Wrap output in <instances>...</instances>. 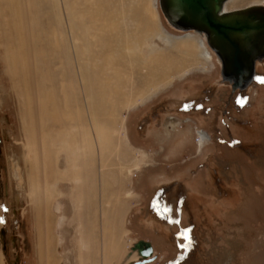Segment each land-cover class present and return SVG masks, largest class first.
<instances>
[{
  "label": "rangeland",
  "instance_id": "obj_1",
  "mask_svg": "<svg viewBox=\"0 0 264 264\" xmlns=\"http://www.w3.org/2000/svg\"><path fill=\"white\" fill-rule=\"evenodd\" d=\"M232 1L225 4V10L264 4V0ZM66 2L61 0L58 3L61 23L68 27L72 20L75 26L72 34L79 50L95 49L97 39L91 33L92 26L85 29L90 22H113L118 16L117 19L122 18V23H126L127 31H130L136 22L127 15L143 3L154 14L157 32L171 38L190 33L193 41L202 39L205 45L198 34L183 33L171 27L158 8V0ZM98 8L102 10L98 11ZM74 20L77 24L73 23ZM2 30L0 21V228L4 227L5 242L9 245L6 249L0 247V264L17 261L20 264H130L138 259L131 247L139 237L153 242L159 260H173L186 252L185 258L188 259L181 264H264V60L257 63L256 79L251 87L240 93L227 118L219 117V120L216 114L209 113L204 119L193 120L187 116L189 114L172 112L164 116L160 127H156L151 118V103L165 95L203 98L212 87L217 89L213 101L216 104L223 102L229 86L221 78V65L216 55L211 53L210 59L203 60L199 53L182 54L158 34L145 38L139 34L140 40L134 51L140 58L136 69L129 65V57L116 59L111 64L110 57L102 62L98 54L94 59L89 55L86 60L90 67L87 70V90L90 93L87 107L82 105V97H74V93H70L73 97L70 102L74 99L70 106L74 105L71 110L75 118L72 123L59 121L61 124L53 125L61 132L66 126L72 129L75 153L69 150L72 149L68 143L69 136L63 132L60 135L51 132L52 138L46 143L43 158L46 169L40 166L31 175L35 180L33 187L29 182V160L35 163L38 152L28 141L27 133L31 129L34 107L28 108V114L25 112V94L21 91L25 79L12 78L7 69ZM124 31L121 37L129 38L130 32L125 34ZM65 32L69 40L66 28ZM130 38L133 40L132 36ZM129 39L127 45L130 41L135 45V39L134 42ZM71 42L72 39L69 40ZM65 46L70 48L68 44ZM114 47L113 44L110 48L113 50ZM104 48L107 47L101 49ZM111 49L105 52L109 53ZM33 50L29 54L31 67L37 66ZM69 54L72 52L69 51L68 59L63 56L64 78L69 79L68 83L76 91L81 86L78 62ZM154 57L161 61L152 71L145 63ZM40 58L43 62L45 56ZM47 60L48 57L43 63L46 76L50 74L47 69H51ZM162 62L165 67H161ZM122 63L128 65L123 66ZM116 68L118 74L115 73ZM111 69L114 72H111L112 76L108 73ZM39 71L37 69L30 79L33 85L29 95L31 99L48 89V84L44 87L41 81L35 83L40 79ZM59 80L56 78L54 82L56 88ZM99 80L105 86L103 93L97 88ZM58 108L62 115L64 104L59 103ZM75 109L79 112L76 115ZM143 119H147L146 128L137 131L136 122ZM45 124V130L52 129L50 123ZM215 124L219 129V133H215L216 138ZM197 130L209 135L201 147L196 145ZM201 160L204 164H197ZM196 170L201 173L193 176ZM213 177L221 183L217 188L212 184ZM167 186L171 193L177 191L179 203L159 206L158 200L156 204L153 202L150 220L146 215L148 197L152 191L160 193ZM3 202L4 208L1 207ZM183 211L187 216L182 214ZM17 221L19 227L16 226ZM186 227L196 231L194 239L198 240L197 244L193 241L186 243L193 237L192 232L182 236L186 234ZM41 228L43 240H40ZM156 230L158 233L154 232ZM10 236L17 245L10 244ZM3 240L0 241L2 244ZM151 264H158V261Z\"/></svg>",
  "mask_w": 264,
  "mask_h": 264
},
{
  "label": "bare ground",
  "instance_id": "obj_2",
  "mask_svg": "<svg viewBox=\"0 0 264 264\" xmlns=\"http://www.w3.org/2000/svg\"><path fill=\"white\" fill-rule=\"evenodd\" d=\"M60 1L61 0H0V21L2 23V29H3L2 30V34H3L2 35L3 36L2 39H4V42H6V45H5L4 51H3V54H4L3 57L5 59H7L5 61V63H6V66H7V69L9 71V73H11L13 75L12 78H14V77L17 78L18 77L19 79H21L22 77H24V79H25L24 84H21L22 85L21 86V91H23V94H25L24 95V97H25L24 108L27 109V111L25 110V112H27V114H28L30 112V111L28 112V108L34 107V113L32 112L33 118H32L31 129L27 133V135L29 136V140L28 141H31V144L35 145V147L37 148L36 151L38 152V155L36 156L37 160H36L35 163L32 161V159L29 160V182L31 183V185L33 187H34V184H35V180L32 179L31 175L34 172L36 173V169H39L40 166H42L43 169H46V167L45 168L43 167V162H44L43 158H44V154L46 153L45 152V147L47 145L46 143L48 141H50L51 138H52L51 137V132H54L57 135H60L63 132V134L66 135V137L69 136L70 139H69L68 143L72 147V149H69V150H71L72 154L75 153L74 149H76V148L73 149V146L75 145L73 139H75V137L73 135L72 129L70 127L66 126V127H64V130L61 132V130L57 131L54 126H56V124L58 125V123H60V122H64V124L66 122L67 123H72L73 119L75 118V116H73V112H72V110H73L72 106H74V105L70 106L71 102L74 99L70 102V100L73 98L70 95V93L72 95L74 93V97H75V95H76V97H78V96L82 97V100H83V104L82 105H84V107H87V103L89 102L88 100L90 99L88 94L90 95V93H88V90H87L89 88V80H88L89 77H88V73H87V70H88L89 66L87 65L88 61L86 62V60L89 59L90 56H91V58L94 59V57L97 56L96 54H98V56H99L98 58L102 62L103 61L106 62V59L107 58L109 59V57H110V60H112L111 61V64H112V62H114V60H116V59H120L121 60V58L123 59V57H129V59L131 60L129 65H131L132 68L135 66L134 69H136V67L139 65L138 61H140V58H137V55L134 54V51H136L135 47L138 46V43H139L138 40H140V39H138V38H140L139 34L141 35L142 38L143 37L144 38L145 37H149V36L153 37V36H156L157 34L158 35H162L161 33L157 32L158 23L155 20L154 14L152 13V11L149 12V8L145 5V3H143V4L138 5V8L137 7H135V9L133 8L130 11V13L127 15V18H129V19L131 18L133 21L136 22V23H134L135 27L133 26L134 27L133 29H131L132 26L130 27V29H131L130 31H127L128 29L126 27V23H124V22L122 23V21H124V20H122V18H121L122 21L120 20V18H118L119 19V21H118L117 14H116V16H117L116 20L117 21L113 20V22H111L109 20L110 22H108V23H105L104 21L101 22L102 20L95 21V22H93L91 20L92 22H90V18H91L90 17L89 20H88L90 22V24H88L85 29H87V28L90 29V27L92 26L91 29H90L91 33L95 36V39H97V40H95L96 41V43H95L96 45L94 47L95 49L88 50V51L86 50L87 48L83 49V50H79L78 47L76 46L77 44L75 43L76 40L74 41L75 37L72 34L73 28L75 27V26L73 27L72 20H71V22L70 21L68 22V27L67 26L64 27L63 24L61 23L62 21L60 19V13H59V8H58V3ZM75 1H77V0H75ZM65 2H66V0H65ZM67 2H66V4H67ZM85 2H86V0H85ZM85 2H81V4L85 3ZM228 2H229V0L225 1V3L222 6V10H221V13H223L225 15H223V14L222 15H220V14L217 15L218 18L222 19L221 24H219L217 22V24H219V26L223 25L222 23H224V24L226 23L227 24V22L231 23V24H228L230 26L237 25L236 22L233 23V22L224 20L223 18H227L226 17L227 15L240 16V14H242L243 18H241V20L245 21L246 23H248L250 25H253V22L255 23L257 20L258 21L262 20V16H260V15H262L261 13H263V12H261L262 11V7H261V5H259V3L258 4L257 3L256 4H250V5L242 8V9H232V10H228L227 11V10H225V4L228 3ZM232 2H236V1L234 0ZM99 3H101V1ZM74 4H75V2H74ZM109 4H110V2H109ZM135 4L136 3H134V5ZM233 4H235V3H233ZM76 5L77 4H75V6ZM93 5H95V4H93ZM254 5H259L260 7H254ZM78 6H80V5H78ZM81 6L84 7V5H81ZM108 6L109 5L107 4V7ZM83 7H80V8H83ZM118 7H120V6H118ZM121 7H122V5H121ZM57 8H58V11H57ZM115 8H116V6H115ZM129 8L127 7V9H129ZM110 9H111V7H110ZM118 9H116L117 12H119ZM99 10L101 11L102 9L98 8V11ZM105 10H106V8H105ZM84 11L85 10H83V12ZM95 11H97V10H95ZM69 12L67 13L68 15H69ZM79 12L81 14V11H79ZM126 12H127V10H126ZM111 13H114V12L111 11ZM115 13H116V11H115ZM103 14L105 15V13H103ZM120 14H121V12H120ZM82 15H85V14H82ZM90 15L91 14H89L88 16H90ZM73 16H75V15H73ZM120 16H123V15L121 14ZM63 17H64V15H63ZM113 17H115V16H113ZM124 17H125V14H124ZM69 18H70V16H69ZM81 18L83 19L82 16H81ZM95 18H94V20H95ZM106 18H107V16H106ZM70 19H72V17ZM109 19L112 20L114 18H109ZM232 20H235V19H232ZM75 21L76 20H74L73 23L77 24V22H75ZM237 21H239V20H237ZM65 24H67V23H65ZM127 24H129V23H127ZM93 27H94V29H93ZM257 27L258 26H256V29L253 28V31H255V32H253V36L250 37V38L243 37V36H247L250 32H247V35H242L245 32H240V30L237 29L238 31L232 32V33L229 34L230 36L233 37L232 38L233 40H229V39H227V37H225V39L223 40L226 43V45L228 46V48H224L225 53H227V54L224 55V59H228V62L224 61L226 63L225 66H227V65L229 66L228 69L225 70L226 76L231 77L232 79L238 78V81H237L236 84H238L239 86H241V84H243V80L244 79L242 77L245 74H248V72H251V63L253 61V58H252L251 63H249V64L248 63H246V64L244 63V65H242L239 70L237 69L238 68L237 63L242 62L241 61L242 57H243L242 49H244V47H246V46L248 48V47H250V45H251V48H253L255 45H258V44L260 45L261 42L264 41V26H263V28L262 27H258L257 28ZM65 28L68 30V35H69L70 39H72L71 43H69L70 39L69 40L67 39V34L65 32ZM218 28H220V27H218ZM251 29L252 28H250L249 31ZM122 31H124L125 34H126V32H130L133 40L135 39V41H136L135 45L132 44L131 41H130V39H131L130 37L131 36L129 37L130 39L129 38L125 39V36L121 37ZM76 32L78 33L77 30H76ZM82 32H83V30H82ZM187 32H194V33L198 34L201 38H203L204 41H205V45L209 49L210 52L205 47L202 39H200L198 41H193V39H191V37H190L191 34L187 33ZM183 33H187V34H184V35H182L181 37H178V38H171V37L165 36V35H162V36H163L164 40L169 42L170 45L174 49L178 50L182 54L190 56V55H194V54H198L199 53V54L202 55V57H204L203 60L210 59L211 58V55H210L211 53L215 54L213 48L207 43L205 35L201 34L200 32H197L195 30H187V31H184ZM90 36H92V35H90ZM79 39H81V38H79ZM87 39H88V36H87ZM128 39L130 41V45L129 46L127 45L128 44ZM81 40H83V39H81ZM65 42H66V44H68V46H70V48H68V47L66 48ZM141 43H143V42H141ZM235 43H236V45H235ZM113 44L115 45V47L112 50L110 47H112ZM90 45H91V43H90ZM103 46H106L107 47L106 49H111L112 51L109 50L110 51L109 53H108V51L105 52L106 51L105 48H104L105 50L101 49ZM126 48L129 49V52H126V50H127ZM32 49H34L35 52H36L35 57H36L37 66H34V67H31V64L29 62V60H30L29 59V57H30L29 54L32 52ZM34 50H33V52H34ZM69 51L72 52V54H69L70 57H71V55H72V58L74 56V58L77 60L76 62H78V64H77L78 65V69L77 70L79 72V82H80L81 86L79 88H76V91H75V89H73L74 86H71L69 84L70 83L69 79L67 78L65 80L66 72H65V67H64L65 65H63V59H64L63 56L66 55V58L68 59ZM260 51H261V47H258L257 48V53L254 56H258V54L260 55ZM261 53H262V51H261ZM44 56H45V58H43V62H41L40 61V59H41L40 57H44ZM46 56L48 57L47 61H49L50 65H51V67H50L51 69H47L49 71L48 73H50V74L47 73L48 74L47 76L45 75V72H43V63H44V61H46V58H47ZM55 59H56V62H54ZM150 59H151V62L150 61L146 62L145 65H146V67H149V69L155 70L156 69V65L159 66V63H160L159 61H161V60H160V58H156V57L150 58ZM95 61H96V59H95ZM126 61H128V58H127ZM257 61L258 60H256V63L254 65V70H256ZM72 62H73V60H72ZM122 62H124V60ZM163 62H165V61H163ZM68 63H69V60H68ZM102 64H104V63H102ZM95 65H96V63H95ZM99 65H101V64H99ZM115 65H117V63ZM125 65H128V64L124 63L123 66H125ZM162 66L165 67V64L163 63V65H161V67ZM72 67H74V66H72ZM106 67L104 69L105 71H107ZM93 68L91 67V69H93ZM97 68L100 69L99 67H97ZM37 69L40 70L39 71L40 72V77H39L40 79H38V82H37V80L34 78L36 80L35 83H40L39 81H41L42 85L44 87H46L45 85L48 84V89L43 90V92L40 93L39 97L37 95V97L34 96L33 99H31L29 95L31 94L30 93L31 90H32L31 86H33V85L31 84V80L30 79L33 78V74L35 72H37ZM89 69H90V67H89ZM98 69H97V71H98ZM117 69L118 68H116L115 70H117ZM137 71L138 70H136V72ZM236 71H241V74L238 75V72H236ZM39 72H38V74H39ZM99 72H101V70ZM111 72H112V69L108 73L111 74ZM117 72H118V70L115 73H117ZM74 73L75 72H73V74ZM112 73H114V72H112ZM99 75H100V73H99ZM113 75H115V74H113ZM64 76H65V78H64ZM69 76L71 77V73H70ZM111 76H112V74H111ZM55 77L60 79L59 80V85H58L59 87L57 86V88H59V91L57 90V88H56V86L54 84V82L56 80ZM117 78H118V75H117ZM115 79H116V77H115ZM74 81H75V78H74ZM100 81L101 80H99V85L100 86L97 87V88L100 89V92L103 93L104 92L103 89H104L105 86L101 85L102 82H100ZM72 84H73V82H72ZM97 84H98V82H97ZM87 86H88V88H87ZM107 90H108V88H107ZM33 94H35V92H33ZM59 103L64 104V107H65L64 110L62 111L63 112L62 115H60V113H59V109H60V108H58V104ZM74 104H76V102ZM78 105H80V104H78ZM59 107H61V106H59ZM76 113H79V112H78V110L75 109L74 110V115H76ZM46 122L48 124L50 123L52 125V129H51V127L49 128V126H48L47 128H49V129L45 130L44 125H46L45 124ZM171 123L172 122H170V126L172 125ZM78 125H79V123H78ZM197 136H198V138H197V141H196V145L198 147L203 146L205 144V141L207 140V138H209V135L203 130H200V131L197 130ZM55 140H53V141H55ZM54 145H57V144L55 143ZM66 145L67 144H65V146ZM52 146H53V144H52ZM68 155H70V154H68ZM45 157H46V155H45ZM70 157H68V158H70ZM73 157H71V158H73ZM78 157H77V159H78ZM32 158H33V156H32ZM26 163H28V162H26ZM69 163L70 162H68V164ZM76 164H77V161H76ZM35 165H36V167H35ZM37 165H39V166H37ZM72 166H73V169H74L75 167H74L73 164L71 165V167ZM67 167H68V165H67ZM69 167H70V165H69ZM44 180L46 181V179H44ZM36 209H37V212H38L39 211L38 207H36ZM37 229H38V231H40V223L39 222H38V225H37ZM42 232H43V229L41 228L42 236L40 234V240H43V233ZM77 243L80 244L81 241H78ZM131 249L133 251L132 247H131Z\"/></svg>",
  "mask_w": 264,
  "mask_h": 264
},
{
  "label": "water",
  "instance_id": "obj_3",
  "mask_svg": "<svg viewBox=\"0 0 264 264\" xmlns=\"http://www.w3.org/2000/svg\"><path fill=\"white\" fill-rule=\"evenodd\" d=\"M225 1L226 0H158V6L165 18V21L171 27L180 31L195 30L205 35L207 43L213 48L215 55L220 62L221 78L223 82L236 84L238 78L232 79L231 77L226 76L225 73V70L228 69L229 66H225L226 63L224 61L228 62V59H224V55L227 54L225 53L224 48H228V46L223 40L225 39V37H227V39L229 40H233V37L229 34L238 31L237 29H239L240 32H245L242 35H247V32H250L247 36H243L245 38H250L253 36V32H255L253 31V28L256 29V26L263 28L264 4H259L262 7L261 12H263L261 13L262 15H260L262 16V20H257L255 23L253 22V25L242 21L241 18H243V16L242 14H240V16L227 15V18H223L224 20L233 23L236 22L237 25H232V27L228 25L231 23L227 22V24L222 23L223 25L219 26V24H221L222 22V19L218 18L217 15L223 14L221 13V10ZM259 5H254V7H260ZM237 20H239L240 22ZM217 22L219 24H217ZM250 28L252 29L249 31ZM262 42L260 45H255L253 48H251V45L248 48L247 46L244 47V49L241 48L243 57L241 60L242 62L237 63L238 70L242 65H244V63H251L253 58V61L251 63V72H248V74H245L242 77L244 80L243 84H241L240 86L241 92L251 87L258 75L257 67L256 70H254V65L256 63V60H258L257 63H261L264 60V41ZM258 47H261L262 53L260 51V55L258 54V56H254L257 53ZM236 72H238V75L241 74V71ZM142 244H146V246L142 247ZM132 248H137L138 254L141 258L147 257L152 252V245L150 244V242L143 239L136 241L133 244ZM134 264L138 263L135 261Z\"/></svg>",
  "mask_w": 264,
  "mask_h": 264
},
{
  "label": "flooded vegetation",
  "instance_id": "obj_4",
  "mask_svg": "<svg viewBox=\"0 0 264 264\" xmlns=\"http://www.w3.org/2000/svg\"><path fill=\"white\" fill-rule=\"evenodd\" d=\"M227 86H229L227 88V93H226L227 95L225 97L223 96V99H222L223 102L220 104H216L215 101H213V98H215L217 95V89L216 88L214 89L212 87L210 88L206 96H204L203 98H198L196 95L183 96L179 98L173 95H165L164 97H161L158 100H155L154 102L151 103V118H153V125L156 127H160L161 121L164 118V116L172 112L189 114L187 116L191 117L193 120L194 118L204 119V117L209 115V113L216 114V118H219V117H223V119L227 118L229 109L230 108L233 109L236 103V99L240 97V93H241L240 86L238 84L228 83ZM188 100H191V101L189 102ZM182 102L183 104H181ZM146 120L147 119H143V120H138L136 122L137 131L138 130L143 131L146 128ZM213 129H214V137H215L216 136L215 133L216 134L219 133L217 124L213 125ZM226 131L229 134V131L228 130ZM197 164H203V161L202 160L198 161ZM168 187L169 186L165 187L160 193L152 191L151 196L149 195L148 200H147V206H146L147 208L146 207L145 208H146V215L148 216V218H150V220H151V208L153 206L152 204L153 202H155V204L159 202V206H161V204L171 205L173 203L174 204L179 203L177 191L173 190V192L171 193V188L167 190ZM1 207L4 208V202L2 203ZM184 211L182 214L186 215ZM6 221L7 223H9V220H6ZM21 222L22 220L20 221V224ZM16 226L19 227V221H17ZM12 231L15 232L13 229ZM154 232L158 233V230ZM6 237L7 235L5 233V229L4 227H1L0 228V241L4 238L3 240L4 242L3 244L0 242L1 243L0 247H2L3 249H6V247L9 246L5 242ZM139 239L148 240L152 245L153 251H152V254L150 253L147 257H144V258H141L139 254L137 253L138 259L132 260L131 263L136 261L138 264H151L154 261H158V264H161V263L168 261L167 264H181L182 262H185L188 259V258L187 259L185 258L186 252H184L183 254H181L180 256H177L173 260L169 258L168 259L161 258L159 260V256L155 252L153 242L148 238L139 237L137 240ZM191 241H193L196 244L198 243V240L194 239V237ZM10 244L12 246L17 245V241L13 240L11 236H10ZM142 245H143L142 247H145V244H142ZM133 251L137 252V250H133ZM13 264H20V262L17 261Z\"/></svg>",
  "mask_w": 264,
  "mask_h": 264
},
{
  "label": "crops",
  "instance_id": "obj_5",
  "mask_svg": "<svg viewBox=\"0 0 264 264\" xmlns=\"http://www.w3.org/2000/svg\"><path fill=\"white\" fill-rule=\"evenodd\" d=\"M161 123H162V121H161ZM162 128V127H161ZM175 135V134H174ZM173 135V136H174ZM216 140V139H215ZM203 164H204V162H203ZM133 168V167H132ZM122 169V168H121ZM201 172L199 171V170H196L195 171V174L193 175V176H198V174H200ZM213 178H215V177H213ZM213 178H212V183L214 184V180H213ZM216 179V178H215ZM99 183L101 184V181H100V179H99ZM141 183V182H140ZM217 183H219L218 181H217ZM143 183H141V185H142ZM100 186V185H99ZM150 196H151V193H150ZM132 197V196H131ZM186 217V216H185ZM186 219H187V217H186ZM193 232H195V234H196V231L195 230H193Z\"/></svg>",
  "mask_w": 264,
  "mask_h": 264
},
{
  "label": "trees",
  "instance_id": "obj_6",
  "mask_svg": "<svg viewBox=\"0 0 264 264\" xmlns=\"http://www.w3.org/2000/svg\"><path fill=\"white\" fill-rule=\"evenodd\" d=\"M227 167L229 168V164L227 165ZM228 168H227V169H228ZM213 180H214V184H213V183H212V184L214 185V187L217 188V187H219V186L221 185V183H217V180H216L215 178H213ZM220 181H221V180H220Z\"/></svg>",
  "mask_w": 264,
  "mask_h": 264
}]
</instances>
